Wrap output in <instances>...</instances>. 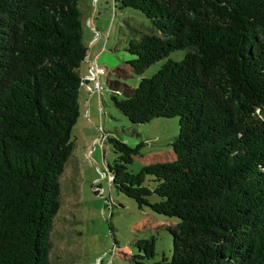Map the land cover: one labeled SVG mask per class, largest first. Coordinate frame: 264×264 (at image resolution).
Returning <instances> with one entry per match:
<instances>
[{
	"label": "trees",
	"instance_id": "1",
	"mask_svg": "<svg viewBox=\"0 0 264 264\" xmlns=\"http://www.w3.org/2000/svg\"><path fill=\"white\" fill-rule=\"evenodd\" d=\"M84 2L0 0V264L50 263L88 49ZM113 3L140 10L153 26L124 41L135 74L189 50L135 87L110 82L114 91L125 88L111 99L132 124L178 116L175 159L137 173L127 170L137 147L107 136L117 153L107 163L115 189L178 219L167 226L170 259L144 261L154 254L147 237L133 242L139 253L130 263L264 264V0ZM146 175L154 177L151 189ZM151 193L161 200L149 203Z\"/></svg>",
	"mask_w": 264,
	"mask_h": 264
},
{
	"label": "rangeland",
	"instance_id": "2",
	"mask_svg": "<svg viewBox=\"0 0 264 264\" xmlns=\"http://www.w3.org/2000/svg\"><path fill=\"white\" fill-rule=\"evenodd\" d=\"M84 1L81 20L88 53V40L94 35L91 15L96 0ZM98 11L100 14L96 11L94 16L100 18L97 28L105 46L99 59L106 72L98 78L101 89L87 91L84 85L79 87V115L71 128L73 149L59 176L61 204L49 234V264H131L130 255L139 253L133 242L147 237L154 238V254L143 258L144 261L170 259L172 237L167 226L178 219L157 213L147 204L138 207L133 198L115 189L107 163H112L117 153L107 136L137 147L127 164L129 172L137 173L147 163L175 159L171 140L178 134V116H159L132 124L111 99L112 93L124 97L125 88L114 91L110 82L135 87L140 78L152 76L167 59L181 60L189 50H174L141 74H135L127 63L133 55L125 50L124 41L128 36L138 37L152 30L151 21L136 8H118L113 0L98 7ZM119 29L125 35L119 37ZM153 179L151 175L144 177V184L150 189L154 186ZM147 199L152 203L161 197L151 193Z\"/></svg>",
	"mask_w": 264,
	"mask_h": 264
},
{
	"label": "crops",
	"instance_id": "3",
	"mask_svg": "<svg viewBox=\"0 0 264 264\" xmlns=\"http://www.w3.org/2000/svg\"><path fill=\"white\" fill-rule=\"evenodd\" d=\"M106 2H108V0H96L95 1V9L93 10L92 15H91L93 18V22L91 23V27H92V31L94 30L93 31L94 35L91 38H89V40H88L90 51L87 53L85 59L83 60V62L81 63V66H80V74H81L82 78L88 73V67L90 66V64L92 62H96V63L100 64L99 55L102 56L105 52V50H104L105 46H104V44L100 38L101 32L97 28L98 27L97 21H98L99 17L98 16L95 17L94 15H95L96 11L98 14H100V12L98 11V7L100 8V6H102ZM99 20H100V18H99ZM89 21L91 22L92 20H89ZM83 63H84V69H81ZM100 65H102V64H100ZM102 66H104V65H102ZM89 84H90L89 81L84 80L81 82L80 85H84L85 90L89 91V88H88ZM86 102H87V104H89V102H90L89 97L86 98ZM89 110H90V108L87 109L86 111L89 113Z\"/></svg>",
	"mask_w": 264,
	"mask_h": 264
},
{
	"label": "built area",
	"instance_id": "4",
	"mask_svg": "<svg viewBox=\"0 0 264 264\" xmlns=\"http://www.w3.org/2000/svg\"><path fill=\"white\" fill-rule=\"evenodd\" d=\"M105 72L106 71L104 66L96 62H92L88 67V73L82 78V80L90 82V84L88 85L89 90L101 89V85L98 81V78L104 75Z\"/></svg>",
	"mask_w": 264,
	"mask_h": 264
}]
</instances>
